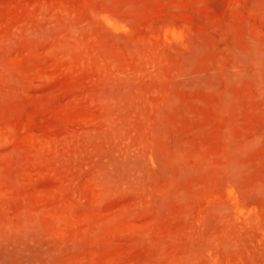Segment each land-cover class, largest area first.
<instances>
[{
    "label": "rangeland",
    "instance_id": "1",
    "mask_svg": "<svg viewBox=\"0 0 264 264\" xmlns=\"http://www.w3.org/2000/svg\"><path fill=\"white\" fill-rule=\"evenodd\" d=\"M0 264H264V0H0Z\"/></svg>",
    "mask_w": 264,
    "mask_h": 264
}]
</instances>
